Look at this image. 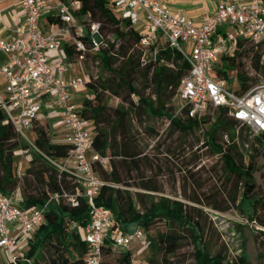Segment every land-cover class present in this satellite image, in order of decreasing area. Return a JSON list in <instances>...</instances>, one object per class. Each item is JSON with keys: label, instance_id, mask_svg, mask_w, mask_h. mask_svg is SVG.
I'll return each mask as SVG.
<instances>
[{"label": "trees", "instance_id": "16d2710c", "mask_svg": "<svg viewBox=\"0 0 264 264\" xmlns=\"http://www.w3.org/2000/svg\"><path fill=\"white\" fill-rule=\"evenodd\" d=\"M80 7L74 11V15L79 21L86 25V34L83 37L85 50H76L73 44L63 41V46L67 56L71 61H75L79 54L93 55L105 61L107 70L113 71L118 77L115 82L109 81L106 85L101 82L99 85L87 77L85 87L89 89L91 95L82 100L79 114L89 120L93 126L92 150L100 155L109 158L108 166H102L93 162V169L98 173L104 184L95 198L96 204L110 208L115 219L119 222L122 230H130L132 225L140 226L148 232L156 220L163 219L173 226L169 232L159 233L157 237H150L151 248H158V242L162 245V262L171 264L169 256L176 254L180 240L186 235L192 243V256L194 264H249L245 246L233 259H228L224 246L218 247L216 242H212L210 230L203 220L204 217L210 223L213 220L211 213L207 209L218 211L223 214L233 211L239 217L249 221H255L264 228V190L255 195L256 181L254 172L257 168V161L264 150V135L254 136L255 141L250 143L243 134L235 130V125L241 124L233 119L225 108L216 107L209 109L215 111L212 122H209L208 112L202 117L192 118L187 114L185 107L180 112L173 114L168 111L163 104H155L141 93L136 94V99L130 101L127 106L117 105L112 111L108 108L109 97L101 95V91H107L113 96H119L124 88L132 94L135 88L126 81L123 69L127 63L133 66H144L146 73L151 74L157 85L169 83L177 86L180 80L187 74L189 63L183 58L181 53L175 48L165 47L159 49L155 55L159 63L151 71L153 63L149 61L144 64L141 60L142 52L145 49L153 48V45L144 46L141 43L142 34L134 28L127 18L120 17L108 0H78ZM53 20L52 16H49ZM97 22L98 30L103 37L102 43L97 49H92L88 43L89 24ZM112 31L120 43L109 41L105 34ZM264 44L255 45L248 40H239L234 54H223L222 65L216 69L218 77L224 78L229 83L232 80L231 73L238 84L239 90H246L252 86L251 78L246 73H238L236 67V55H243L247 51L260 49L264 52ZM243 49V50H242ZM89 50L95 52L89 53ZM261 53L253 56V64L258 65V58ZM144 64V65H143ZM151 72V73H150ZM264 73V65L262 67ZM147 114L152 117H165L169 126L183 133L191 132L197 128L204 131V147L211 153L218 154L222 163L226 177L222 185L211 189L208 193L203 192L204 198L191 197V201L199 206L185 203L177 198L159 196L154 198L151 194L136 192L141 208L136 206L134 194L128 188H121L118 184L130 186V174L133 168L138 169V155L140 151L130 148L129 138H131V118L132 115ZM102 124V125H101ZM208 125V127H207ZM246 127V126H245ZM35 132L31 149V166L27 173L35 180L34 185L28 186V190L23 188L20 192L18 204L22 207H33L42 205L48 195L53 192H60L61 188L67 191H74L75 183L64 172H61L52 160H61L70 149L68 143H57L51 138L49 127L46 121H37L32 126ZM247 128V127H246ZM227 136L228 142L224 137ZM238 136L240 143L234 141ZM244 144L248 145L245 149ZM29 147L6 114L0 109V193H11L17 189L18 178L14 174V152L19 148ZM247 153V157L244 154ZM125 170V171H124ZM123 171V172H122ZM122 173L127 177H122ZM26 180V177H25ZM147 190L157 191L156 184L152 180L138 184ZM147 196L148 203L143 201ZM248 199L247 207H244L245 199ZM89 219V206L84 197L79 199L76 206H71L62 198L58 202H52L45 211V221L34 232L32 239L28 243V248L24 252V257L29 260L18 261L17 264H37L35 257L37 251L46 247L54 248V255L50 257V264H81L89 250V245L82 238L77 228V224H85ZM75 224L71 227V224ZM243 230L244 224L237 225ZM215 230V229H214ZM257 247L258 264H264V230L251 228ZM69 248L77 253V258L70 259L65 255ZM115 253L110 247L103 249V263L105 254ZM117 264H130L131 253L129 250L116 252ZM12 264V263H0Z\"/></svg>", "mask_w": 264, "mask_h": 264}, {"label": "built area", "instance_id": "2783aa9c", "mask_svg": "<svg viewBox=\"0 0 264 264\" xmlns=\"http://www.w3.org/2000/svg\"><path fill=\"white\" fill-rule=\"evenodd\" d=\"M17 1L22 16L14 25L12 35L0 38V53L4 55L0 61V86L3 85L0 109L29 144L20 149L28 153L30 147L35 146L24 130L34 122L44 121L39 100L53 99L66 132L61 143H68L70 149L61 160H49L72 179L75 189L61 188L60 192L50 193L42 205L33 207H22L12 194L0 193V248L6 250L2 253L3 263L29 262L24 252L34 232L45 221L50 203L62 198L76 206L84 197L89 206V219L85 224H77V228L89 250L81 264H104L105 246L115 252L129 250L130 243L143 238V231L140 227L122 230L111 209L95 202L104 181L92 164L108 166L109 158L92 150L93 126L79 114L80 107L72 100V94L85 87L87 78L77 73L68 75L73 61L63 46L65 41L72 43L76 50H85L86 25L74 15L80 2L54 0L55 11L49 14L53 20L44 26V8L39 0ZM110 5L142 34V45L163 41L189 63L179 90L181 108H186L189 117L199 119L209 109L222 107L245 125L251 136L264 135V79L242 91L238 87L230 88L227 80L215 73L221 54L232 55L239 40H248L256 46L264 44V0L220 1L212 12L202 14L199 24L185 13L172 11L160 0H112ZM98 26L97 22L89 24L87 40L92 49H97L103 41ZM81 59L83 54L76 60ZM224 139L228 142L227 136ZM234 141L240 143L238 136ZM244 147L247 149L248 145ZM207 210L212 218L221 215ZM239 220L250 228L264 230L255 221L243 217Z\"/></svg>", "mask_w": 264, "mask_h": 264}, {"label": "rangeland", "instance_id": "374dc122", "mask_svg": "<svg viewBox=\"0 0 264 264\" xmlns=\"http://www.w3.org/2000/svg\"><path fill=\"white\" fill-rule=\"evenodd\" d=\"M105 37L109 41H115L117 45L120 43V38L112 32L108 31ZM69 41V37L65 38ZM166 43L159 41L153 45V48L145 49L142 52L141 60L144 64L151 61V71L159 63H165L164 60L157 61L155 55L159 52V49L165 47ZM264 49V46H263ZM243 50V49H242ZM95 52V50H89V53ZM256 53H261L258 58V65L253 64V56ZM261 48L247 51L245 54L239 56L235 54L236 58V71L238 73H246L250 78L251 85L264 79V73L262 67L264 65V58L262 57ZM234 54V52H233ZM143 64V65H144ZM74 69L77 74L82 77H90L98 85L103 82L108 85L109 81L115 82L117 75L110 70H107V65L100 57H95L91 54L85 55L81 60L73 61ZM222 61L216 63V69L220 68ZM126 81L131 83L135 88L134 93L124 88L119 96H113L107 91H101V95H107L108 108L110 111L117 105L127 106L130 101L136 99V94L139 92L152 100L155 104H163L168 111L173 114H177L181 109V100L179 98V90L181 80L177 86L169 83L167 80L162 85H157L151 74H148L144 70V66H133L131 63H127L123 69ZM151 73V72H150ZM232 80L228 83L229 87L236 89L238 84L234 79V73H231ZM3 88V85L0 86ZM81 95V94H79ZM84 96L75 99L76 105L80 107ZM209 122H212L215 116V111L210 110L208 112ZM131 138H129L130 148H135L140 151L138 155L139 168H133L130 174V186L118 184L121 188H128L133 194L136 201V206L141 208L142 202L136 196V192L148 193L158 198L164 196L168 198H177L185 203L199 206V204L191 201V197L204 198L203 192H209L211 189H216L219 185H222L226 177V172L223 168V163L218 154L211 153L209 149L201 144L204 141V131L197 128L191 132L183 133L178 129L169 126V122L165 117L156 118L147 114L132 115L131 118ZM60 122L58 120H49L50 132L53 136V140L56 142L63 141L60 135ZM102 125V124H101ZM208 127V125H207ZM235 130L240 131L243 137L248 139L250 143L254 142V136H251L248 128L240 124L235 125ZM27 134V138L31 141L35 139V132L32 127L28 130H24ZM53 133L55 135H53ZM31 149L28 153L18 152V149L14 152V174L18 178L17 190L22 192L23 188L28 190V186H32L35 180L27 173V169L31 166ZM262 163L259 164L255 170L256 178L260 181L258 188H255V195L261 193V184L264 177V152L261 156ZM125 171V170H124ZM123 172V171H122ZM26 177V180H25ZM123 178H127L122 173ZM152 180L156 184L157 191L147 190L140 187L138 184ZM150 199L145 196L143 201L148 203ZM248 199L246 198L243 206L247 207ZM204 217L206 225L211 228V240L216 242L219 246H224L228 259H233L242 248L245 246V239L243 238V230L237 226L242 224L239 220V215L233 211L217 215L211 220ZM243 225V224H242ZM245 225L244 227H246ZM133 225L132 228L133 229ZM143 231V238L133 241L129 245V251L131 253L130 264H164L162 262V245L158 242V248H151L148 239L150 237H157L159 233L169 232L173 229L171 224L163 219L156 220L148 232ZM130 229V230H131ZM215 229V230H214ZM253 233V232H252ZM32 239V237H31ZM27 249V248H26ZM257 250V247H256ZM53 247H46L37 251L35 261L37 264H50V257L54 254ZM193 247L190 239L183 235L179 246L176 250V254L169 256L171 264H194L192 256ZM258 252V251H257ZM2 253H6V250L0 248V263L5 262L2 258ZM70 259L77 258V253L73 249L69 248L64 252ZM118 253L105 254L104 261L107 264H117Z\"/></svg>", "mask_w": 264, "mask_h": 264}, {"label": "crops", "instance_id": "0c3cea01", "mask_svg": "<svg viewBox=\"0 0 264 264\" xmlns=\"http://www.w3.org/2000/svg\"><path fill=\"white\" fill-rule=\"evenodd\" d=\"M39 1L41 2L44 8V15L42 18V22L44 26H46L50 21L49 14L54 13L55 11L54 0H39ZM108 1L110 3V1L112 0H108ZM160 1L166 3V5L172 11H179L187 14L188 16L193 18L195 24H199L201 21V16L204 12H212L215 9L217 3L224 0H160ZM239 1L244 2L247 0H239ZM21 16L22 13L17 0H0V38H9L12 35V29L14 25L18 22V20L21 18ZM65 36L66 35H62V37ZM223 54H221V56L219 57L218 62H221V57ZM50 55L53 54L50 53ZM3 59H4V55L0 53V61H2ZM73 69H74V65L72 66L71 69L68 70L69 76L77 73L76 71H73ZM90 95L91 93L89 89L84 87L80 91L74 92L72 94V100L75 101V99L81 98L83 96L85 99ZM39 103H40V113L45 115L44 121H46L48 124L49 132H50L49 120H54V121L58 120L60 122L59 123L60 135L62 136V138H64L66 132L63 123L60 119L59 111L58 109H56L54 105L53 99L51 97H44L39 100ZM53 135L55 134L53 133ZM51 138L52 140L54 139L52 134H51ZM20 149L21 148L18 149V152H21ZM259 159H261V157H259ZM8 194H12L16 202L20 201L19 190L16 189ZM135 227H140V226H135Z\"/></svg>", "mask_w": 264, "mask_h": 264}, {"label": "water", "instance_id": "95a60500", "mask_svg": "<svg viewBox=\"0 0 264 264\" xmlns=\"http://www.w3.org/2000/svg\"><path fill=\"white\" fill-rule=\"evenodd\" d=\"M261 163L262 160L259 159L257 161V165ZM253 175L256 181V188H258L260 181L256 178L255 173ZM261 189L264 190V177H263V182L261 184ZM243 238L245 239V250L249 264H258V260H257L258 252L256 250L254 236L250 227L246 226L243 228Z\"/></svg>", "mask_w": 264, "mask_h": 264}]
</instances>
